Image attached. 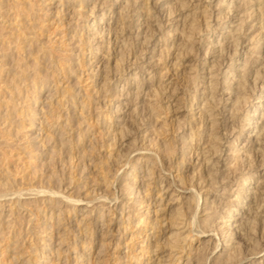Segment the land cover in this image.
<instances>
[{
    "label": "rangeland",
    "instance_id": "rangeland-1",
    "mask_svg": "<svg viewBox=\"0 0 264 264\" xmlns=\"http://www.w3.org/2000/svg\"><path fill=\"white\" fill-rule=\"evenodd\" d=\"M69 1L0 0V263L264 264V150L252 139L264 126V0H101L94 20L84 14L100 0L85 10ZM238 97L247 98L241 111L232 106ZM214 145L219 171L205 180L201 149ZM191 189L211 207L197 215L206 231L198 241L182 236ZM51 190L80 200L50 199ZM249 208L253 224L239 234ZM177 210L183 215L172 217Z\"/></svg>",
    "mask_w": 264,
    "mask_h": 264
},
{
    "label": "bare ground",
    "instance_id": "bare-ground-1",
    "mask_svg": "<svg viewBox=\"0 0 264 264\" xmlns=\"http://www.w3.org/2000/svg\"><path fill=\"white\" fill-rule=\"evenodd\" d=\"M59 1H61V2H63V3H68V2H70L69 0H59ZM97 1V0H96ZM137 0H134V4H135V2H136ZM87 2H89V0H81L80 1V5H79V7H81V9L82 10H85V8L87 7L86 5H87ZM98 3V2H97ZM105 3L106 2H101V0H100V4L98 3V4H96V2H94L92 5H91V8H90V10H88L87 11V13L86 14H84L85 15V17L87 16H91V18H92V20H94V19H96L98 16L97 15H95L94 14V12L96 11L97 12V8H98V5H100L101 7H103V8H101V9H99V10H101V14H100V17L102 18V15L104 14V12L102 11L103 9H104V5H105ZM145 3H147L146 1H145ZM71 4H73V2H71L70 3V5ZM85 4V5H84ZM129 4H131L130 3V0H125V6H129ZM108 5V4H107ZM111 5H109L108 7H110ZM130 7H131V5H130ZM132 7H133V5H132ZM57 8V7H56ZM80 9V8H79ZM107 9V8H106ZM57 10H59L57 13L59 14V13H62V12H64V10H62V9H57ZM105 10V9H104ZM124 10V9H123ZM79 11V10H78ZM78 11H76V12H78ZM137 11V10H136ZM228 11H230V10H228ZM75 12V11H74ZM80 12V11H79ZM127 13V12H126ZM65 14V13H64ZM83 14V13H82ZM124 14V13H123ZM129 14V13H128ZM169 15H170V12L168 13ZM253 14V13H252ZM257 14V13H256ZM57 15V14H56ZM84 15H82V16H84ZM119 15H121V18L123 17L122 16V12L119 14ZM127 15V14H126ZM259 15V14H258ZM80 16V15H79ZM1 17V16H0ZM120 17H119V19H121ZM157 18V17H156ZM260 18H261V15H260ZM98 19V18H97ZM123 19V18H122ZM121 19V20H122ZM157 20H159V19H157ZM263 21H264V19H263ZM138 22V21H137ZM132 23V22H131ZM240 23H241V19H240V22H239V28H240ZM133 24V23H132ZM136 24V23H135ZM118 25V24H117ZM119 26V25H118ZM117 26V27H118ZM136 26V25H135ZM260 29L262 30V29H264V23H261V21H260ZM83 27V26H82ZM123 26H121V28H122ZM130 27V26H129ZM252 27V26H251ZM136 28H138V27H136ZM192 28V27H191ZM239 28H237L236 30L240 33L241 31H240V29ZM94 29V28H93ZM123 29V28H122ZM121 29V30H122ZM126 29V28H125ZM130 29V28H129ZM261 30H260V32H261ZM128 31V30H127ZM236 31V32H237ZM263 31V30H262ZM152 32V31H151ZM135 33V32H134ZM145 34H146V32H145ZM260 34V33H259ZM139 35V34H138ZM168 35V34H167ZM166 35V36H167ZM170 35V34H169ZM146 36V35H145ZM136 37H137V35H136ZM167 37H169V36H167ZM260 37H263V35H260ZM134 38H135V36H134ZM233 38V37H232ZM9 39V38H8ZM124 40V39H123ZM125 40H126V38H125ZM129 40V39H128ZM230 41H232L231 40V37H230ZM233 41H234V43L236 42V41H238V39L237 38H233ZM5 43V42H4ZM7 43H9V42H7ZM133 43V42H132ZM176 43H178L177 41H176ZM238 43V42H237ZM237 43H235L234 45H233V47L235 48L236 47V44ZM256 43H261L260 41H259V39L257 40V42ZM255 43V44H256ZM134 44V43H133ZM231 44H232V42H231ZM1 45V44H0ZM3 45V44H2ZM12 45V44H11ZM126 45H128V44H126ZM125 45V46H126ZM1 47H3V46H1ZM122 47H124V45L122 46ZM153 47H155V46H153ZM15 48V47H14ZM17 48V47H16ZM95 48H97V47H95ZM126 48V47H125ZM129 48V47H128ZM213 48V47H212ZM256 48V47H255ZM2 48H0V50H1ZM211 50V49H210ZM5 51V50H4ZM24 51V50H23ZM236 51V50H235ZM207 52V50L205 51V53ZM209 52V51H208ZM207 52V53H208ZM221 54H223L222 52H224L223 51V48H221V50L219 51ZM234 52V51H233ZM206 53V54H207ZM235 53V52H234ZM6 54V53H5ZM126 55V54H125ZM128 55V54H127ZM152 55V54H151ZM122 56V55H121ZM206 56V55H205ZM108 57V56H107ZM124 57V56H123ZM123 57H121V58H123ZM10 58V57H9ZM19 58V57H18ZM121 58H119V59H121ZM126 58V57H125ZM150 60V59H149ZM160 60V59H159ZM119 61V60H118ZM121 61V60H120ZM222 61V60H221ZM221 61H220V63H218L219 65H221ZM19 62V61H18ZM46 62V61H45ZM116 63H117V61H115ZM3 63V62H2ZM11 63V62H10ZM157 63H158V61H157ZM218 64H216V65H218ZM5 65V64H4ZM7 65H9V64H7ZM17 65H19V63H17ZM32 65H33V63H32ZM118 65V64H117ZM12 66V65H11ZM3 67V66H2ZM6 67H8V66H6ZM13 67V66H12ZM29 67V66H28ZM27 67V68H28ZM218 67V66H217ZM72 69V68H71ZM73 70H74V68H73ZM231 70V69H230ZM229 70V68L227 69V71H230ZM117 71V70H116ZM225 71H226V69H225ZM27 72H29V71H27ZM26 72V73H27ZM34 72V71H33ZM231 72V71H230ZM229 72V73H230ZM70 74V73H69ZM116 74V73H115ZM118 74V73H117ZM31 75V74H30ZM230 75V74H229ZM106 76V75H105ZM223 76V75H222ZM104 77V76H103ZM227 77H228V73H224V80H223V83H227L228 81V79H227ZM1 78V77H0ZM107 78V77H106ZM106 78H104L103 80H105ZM213 78V77H212ZM35 79H36V76H35ZM41 79V78H40ZM222 79V78H221ZM241 80H242V78H241ZM33 82H34V80H32ZM40 81V83H42L41 82V80H39ZM107 81H108V79H107ZM106 81V82H107ZM238 81V80H237ZM244 81H246V80H244ZM19 82V81H18ZM105 82V81H104ZM222 82V81H221ZM230 82V81H229ZM228 82V83H229ZM233 82V81H232ZM36 83H37V81H36ZM103 83V82H102ZM213 83V82H212ZM220 83V82H219ZM244 83V82H243ZM5 84H7V83H5ZM13 84V83H12ZM105 84V83H104ZM240 84V83H239ZM1 85V84H0ZM34 85V84H33ZM217 86L218 84H217V81H216V83H215V81H214V83L213 84H211V86ZM224 84H222V86H223ZM230 85V84H229ZM244 85V84H243ZM44 86V85H43ZM42 86V87H43ZM209 86V85H208ZM238 86V85H237ZM241 85H239L238 87H240ZM41 85L39 86V90H41ZM194 87H196L195 85H194ZM210 87V86H209ZM226 87V86H225ZM229 87V86H228ZM36 88H37V86H36ZM212 88V87H211ZM213 88H215V87H213ZM261 88H262V90H263V86H261ZM116 89V88H115ZM241 89H243V88H241ZM213 90V89H212ZM216 90V89H215ZM235 90H236V88H235ZM112 91H113V89H112ZM215 92V91H214ZM214 92H213V94H214ZM216 93H217V91H216ZM230 93V92H229ZM210 94V93H209ZM213 94H211V96H210V100H209V102H208V100H207V102L208 103H210V106L213 104V107L215 108L216 107V100L214 101V99H215V96H213ZM234 94V93H233ZM122 95V94H121ZM127 95V94H126ZM244 95V94H243ZM209 96V95H208ZM32 97V96H31ZM74 97V96H73ZM116 97H121L120 96V94H118V96H116ZM39 98V97H38ZM52 98V97H51ZM128 98V97H127ZM258 98H260V97H258ZM118 99V98H117ZM241 99V100H240ZM193 100V99H192ZM191 100V101H192ZM247 100V98L246 99H243V98H241V97H238L237 98V100H233V105L232 106H235V107H233V108H236V110H240V109H242L243 108V105L245 104V102H247L246 101ZM68 101V100H67ZM218 101H221L220 99L218 100ZM217 101V102H218ZM194 102V101H193ZM193 102H191V104H190V109L192 108V107H194V105H195V103H193ZM211 102H212V104H211ZM207 103V104H208ZM219 103V102H218ZM220 104V103H219ZM264 104V103H263ZM75 105V104H74ZM218 105V104H217ZM84 106V105H83ZM231 106V107H232ZM71 107V106H70ZM74 107V106H73ZM81 107V106H80ZM212 107V106H211ZM245 107V106H244ZM209 108V107H208ZM214 108H211V112H212V110L214 109ZM168 109V108H167ZM207 109V108H206ZM208 110V109H207ZM243 110V109H242ZM74 111V110H73ZM215 112H216V109L214 110ZM233 111V110H232ZM235 111V110H234ZM241 111V110H240ZM205 111L203 110V113H204ZM238 112V111H237ZM246 113H245V117L246 116H251L250 115V113H252L253 111H245ZM202 113V112H201ZM202 113V114H203ZM207 113V112H206ZM208 113H209V111H208ZM213 113V112H212ZM121 114V113H120ZM33 115V114H32ZM68 115V114H67ZM203 115H205V114H203ZM207 115H209V117L212 115L213 116V114H207ZM256 115V114H255ZM34 116V115H33ZM59 116V115H58ZM57 116V117H58ZM78 116V115H77ZM218 116V115H217ZM206 117V116H205ZM216 117V116H215ZM208 118V117H207ZM204 119V118H203ZM214 119V118H213ZM216 119V118H215ZM104 120V119H103ZM205 120V119H204ZM207 120V119H206ZM208 122H209V120H207ZM215 121V120H214ZM229 121V120H228ZM66 122V121H65ZM211 122V121H210ZM203 125V122L202 123H200V125ZM210 124V123H209ZM249 124V123H248ZM247 124V125H248ZM66 125H67V122H66ZM184 125V124H183ZM205 125V124H204ZM216 124H215V122H213L212 121V123H211V126H215ZM181 126H182V123H181ZM62 127V126H61ZM216 127V126H215ZM214 127V128H215ZM120 128V127H119ZM190 128V127H189ZM243 129V128H242ZM253 129H256V127H254ZM253 129H251V131H249V133H251V132H254V131H252ZM210 130H213V129H210ZM192 131V130H191ZM197 131V130H196ZM125 132V131H124ZM212 132V131H211ZM58 133V132H57ZM215 133V132H214ZM64 134V133H63ZM127 135V134H126ZM200 135V134H199ZM212 135H213V133H212ZM121 136V135H120ZM221 137H223L224 136V134H221L220 135ZM53 137V136H52ZM60 137V136H59ZM78 137V136H77ZM114 138V137H113ZM182 138V137H181ZM193 138H195V136L193 135V133H192V135L189 137V139H190V141H193ZM215 138V137H214ZM254 138V140H255V143H256V145H257V148H256V152L257 153H261L263 150H264V148L262 149L261 147V145L263 144V146H264V126H262V127H259V130L255 133V135L252 137V139ZM216 139V138H215ZM153 140H155V139H153ZM208 140V139H207ZM217 140H220L219 138L217 139ZM217 140H216V142H217ZM237 140V137L235 138V141ZM78 142V141H77ZM185 142V141H184ZM183 142V143H184ZM198 142V141H197ZM235 143V142H234ZM62 144H64V143H62ZM185 144V143H184ZM157 146V145H156ZM187 146V145H186ZM189 146V145H188ZM187 146V147H188ZM215 146V145H214ZM184 147H185V145H184ZM189 148V147H188ZM187 148V149H188ZM232 148V147H231ZM235 148V147H234ZM204 149V148H203ZM203 149H201V151L204 153V154H207L208 153V151H204ZM208 149V148H207ZM214 150H212V152L211 153H208L206 156L203 154V156H204V163H203V166H204V171L206 170V172L203 174L204 175V178H205V176H207V179H208V177H209V180H211L210 179V177H212V174L211 173H216L217 171H219V169L217 168V167H219L218 165H219V161H220V159H221V148L220 147H217L216 148V146H215V148H213ZM237 149V147L235 148V150ZM36 150V149H35ZM210 150V149H209ZM161 151V150H160ZM159 151V152H160ZM211 151V150H210ZM238 151H240V150H238ZM60 152V151H59ZM129 152H130V150H129ZM166 152V151H165ZM161 153V152H160ZM51 155H52V153H50ZM61 154V153H60ZM200 154V153H199ZM254 154V153H253ZM201 155V154H200ZM249 155H250V153H249ZM157 156V155H156ZM155 156V157H156ZM198 156V155H197ZM248 156V155H247ZM116 157V156H115ZM128 157V156H127ZM184 157V156H183ZM121 158H123V156L121 157ZM149 158V157H148ZM123 159H125V157L123 158ZM139 159V158H138ZM159 159V158H158ZM184 159V158H183ZM186 159V158H185ZM126 160V159H125ZM148 160V159H147ZM182 160V159H181ZM50 161V160H49ZM119 161V160H118ZM123 161V160H122ZM122 161H120V162H122ZM138 161V160H137ZM136 160H135V163L137 162ZM124 162V161H123ZM122 162V163H123ZM139 162V161H138ZM138 162H137V165H138ZM149 162V161H148ZM147 162V163H148ZM161 162V161H160ZM127 163H128V161H127ZM51 164V163H50ZM53 164V163H52ZM51 164V165H52ZM119 164V163H118ZM144 164H146V163H144ZM161 164V163H160ZM250 164V163H249ZM252 165H253V163H251ZM62 165H63V163H62ZM87 165V164H86ZM244 165V164H243ZM133 166V170L132 171H135L136 170V168H135V164L134 165H132ZM153 166H155V165H153ZM251 166V165H250ZM250 166H248V169H247V171L245 172V174L243 175V176H245V177H242L241 179H242V182H241V184H240V187H242L243 186V184L246 182V180H247V178H250V176H251V172L253 171V167H250ZM148 167H149V165H148ZM151 168V167H150ZM153 168V167H152ZM199 168H201V167H199ZM206 168V169H205ZM242 168V167H241ZM143 169V168H142ZM218 169V170H217ZM237 169V168H236ZM244 169L245 168H243V171H244ZM255 169V168H254ZM62 170V169H61ZM71 170V169H70ZM149 170V169H148ZM148 170H147V173H148ZM154 170V169H153ZM149 171H152V170H149ZM130 172V171H129ZM137 172V171H136ZM145 172V171H144ZM161 172V171H160ZM159 172V173H160ZM198 172V171H197ZM115 173V172H114ZM114 173H112V174H114ZM133 173V172H132ZM202 173V172H201ZM222 173V172H221ZM152 174V173H151ZM207 174V175H206ZM242 174V173H241ZM146 175V174H145ZM148 175V174H147ZM126 176H128V175H126ZM128 177H130V176H128ZM136 176H134V178H135ZM147 177V176H146ZM148 177H150L151 178V176H148ZM159 178V177H158ZM203 178V177H202ZM240 179V178H239ZM178 180H180V182H181V184H182V180H181V178L180 179H178ZM203 180V179H202ZM205 180H206V178H205ZM231 180V179H230ZM110 181V180H109ZM116 181V180H115ZM125 182V181H124ZM210 182V181H209ZM6 184H7V182H5ZM4 183V184H5ZM71 183V182H70ZM103 183V182H102ZM111 183V182H110ZM159 183V182H158ZM200 183V182H199ZM109 184V183H108ZM130 184V183H129ZM160 184L162 185V182H160ZM201 184V183H200ZM212 184H213V182H212ZM214 184H216V183H214ZM3 185V184H2ZM132 185V184H131ZM169 185L171 186H176V185H174V181H173V179L169 182ZM199 185V184H198ZM148 186V185H147ZM5 187H6V185H5ZM126 187H128V186H126ZM130 187V186H129ZM156 187V186H155ZM133 188V187H132ZM8 189V188H7ZM51 189V188H50ZM176 189V188H175ZM3 190H4V187H3ZM38 190H39V188H38ZM37 189L35 190V191H32V192H29V193H27L28 195H34V196H36L37 194H39V193H42L41 191H38ZM45 190V189H44ZM121 190H123V188L121 189ZM125 190V189H124ZM138 190H139V188H138ZM207 190V189H206ZM209 190V189H208ZM29 191V190H28ZM52 191V190H51ZM55 191V190H54ZM132 189L130 190L129 188H126V190L125 191H122V192H124L126 195H129V197H130V195L132 196L133 195V193H132ZM239 191V190H238ZM21 192V191H20ZM27 192V191H26ZM25 192V193H26ZM137 192V191H136ZM190 192H191V195H192V200H193V208H192V212H191V216L189 217V220L187 221V223H186V225L188 226V229H187V235L184 237V235H182L183 236V240L184 239H186L187 238V236L188 235H190L187 239L188 240H190L191 239V241H192V238L193 237H195V239H197V241L198 240H200V236L203 234L204 235V233H206V231L204 230V229H201L200 228V221H198V217H197V215H198V213L199 212H207L208 211V209L209 208H211L210 206L208 207V206H204V204L206 203V202H204L205 201V198H201L200 197V195H199V193H198V191L196 190H194V189H191L190 190ZM256 192H257V190H256ZM13 193V192H12ZM23 193V192H22ZM22 193L21 194H17V196H13L12 194H11V196H13V197H16V201L18 202V199H20L21 198V195H22ZM114 193V192H113ZM119 193H120V189H119ZM124 193H122V194H124ZM255 193V192H254ZM254 193H251V194H253L254 195ZM5 194V193H4ZM47 194V193H46ZM45 194V195H46ZM121 194V193H120ZM139 194L140 193H138V196H139ZM237 194H239V193H237ZM256 194V193H255ZM260 194V193H259ZM2 195H3V193H2ZM7 195H9L8 193H7ZM134 195H135V193H134ZM137 195V194H136ZM141 195V194H140ZM0 196H1V194H0ZM26 196V195H25ZM24 196V197H25ZM46 196H48L50 199L52 198L51 196H54V197H57V198H60V200L61 201H63V202H66V203H72L73 205H74V203L75 202H78L79 200H77V199H73V198H70L69 196H65V195H63V194H59L58 192H56V193H54L53 191L52 192H50L49 193V195H46ZM113 196V195H112ZM2 197L3 196H1V198H0V200L2 199ZM4 197H6V198H8L7 196H6V194H5V196ZM12 197V198H13ZM125 197V196H124ZM238 196H236V198H237ZM34 198V197H33ZM75 198V197H74ZM98 198V197H97ZM97 198H96V200H97ZM101 198V197H100ZM138 198V197H137ZM140 198V197H139ZM5 199V198H4ZM3 199V200H4ZM109 199V198H108ZM258 199V198H257ZM83 200V199H82ZM82 200L80 201V202H82ZM100 200V199H99ZM102 200H104V199H102ZM114 198L113 199H110V200H108L107 202H108V204H110L112 201L114 202ZM141 200H143V198H141ZM92 201V200H91ZM105 201V200H104ZM116 201V200H115ZM181 201V200H180ZM12 202V201H11ZM84 202H86V203H84V204H87V201L85 200ZM146 201H144L143 200V202L142 203H145ZM177 202V201H176ZM258 202V201H257ZM19 203V202H18ZM89 203V202H88ZM202 203H203V205H202ZM256 203V202H255ZM259 203V202H258ZM258 203H256L257 205V207H258ZM21 204H23V203H21ZM20 204V205H21ZM83 204V203H82ZM47 205V204H46ZM88 205V204H87ZM114 205V204H113ZM145 205H146V208H147V206H148V204H146L145 203ZM185 205V204H184ZM245 205H247V203H246V201H244V203H242V204H237V210L239 211V210H244V206ZM1 206V205H0ZM17 206H19V205H17ZM101 206V205H100ZM236 206V205H235ZM131 207V206H130ZM253 208H251V209H254L255 210V208H257V207H254V206H252ZM259 207H260V204H259ZM108 208V207H107ZM201 208H202V210H201ZM249 208V210H248V213H247V215H246V218L247 219H245V221L244 222H242V224L241 225H239L237 228H238V231H239V234H247V233H245L244 232V230H245V228L247 229H250L249 227H250V225L251 224H253L252 222H251V220L249 221V218H248V216H249V214H250V212H252L251 211V209ZM105 209V208H104ZM109 209V208H108ZM135 209V208H134ZM215 209V208H214ZM248 209V208H247ZM180 210H182V209H180ZM201 210V211H200ZM53 211V210H52ZM56 211V210H55ZM50 212H51V210H50ZM100 212V211H99ZM182 212H178V210L176 211V212H174V213H171V214H174V216H172V217H180V216H182L183 215V213L181 214ZM121 214V213H120ZM144 214V213H143ZM142 214V215H143ZM206 215H207V213H205ZM205 214H204V219L202 220L203 222L204 221H206V219H207V217H205ZM254 214V213H253ZM252 214V215H253ZM257 214V213H256ZM255 214V215H256ZM58 216H59V213H58ZM103 216V213H100L99 215H97V218H95V224L97 223V221H98V219H100L101 217ZM234 217V213H233V211L231 212V213H229V218L231 219V218H233ZM254 218H253V220H255V216H253ZM59 218V217H58ZM58 218H56L57 219V221L56 222H60V220L58 221ZM142 218V217H141ZM4 219V218H3ZM138 219V218H137ZM171 219H173V218H171ZM178 219V218H177ZM94 220V219H93ZM140 220V219H139ZM139 220H138V222H139ZM174 220V219H173ZM2 221V220H1ZM0 221V222H1ZM12 221V220H11ZM109 221H110V219H109ZM178 221V220H177ZM3 222V221H2ZM174 222V221H173ZM180 222V221H179ZM246 222V223H245ZM254 222V221H253ZM92 223V222H91ZM140 223V222H139ZM171 223V222H170ZM175 223V222H174ZM212 223V222H211ZM241 223V222H240ZM1 224V223H0ZM4 224V223H3ZM9 224H7V226L6 227H8V228H10V226H8ZM67 225V224H66ZM88 225V224H87ZM171 225V224H170ZM173 225H175V224H173ZM246 225V226H245ZM91 226V225H90ZM96 226V225H95ZM229 226H231V225H229ZM2 226H0V228H1ZM6 227H4V228H6ZM86 227V226H85ZM255 227V226H254ZM58 228V227H57ZM93 227H91V229H92ZM172 228V227H171ZM11 229V228H10ZM94 229V228H93ZM153 229H155V228H153ZM176 229V228H175ZM178 229V228H177ZM152 230V229H151ZM256 230V229H255ZM1 231V230H0ZM7 231V230H6ZM110 231V230H109ZM174 231V230H173ZM230 231V230H229ZM247 231V230H246ZM8 233H11V231H9ZM178 233V232H177ZM180 233V232H179ZM2 234H4V233H1V235ZM89 234V233H88ZM91 234H92V232H91ZM185 234V233H184ZM192 234V235H191ZM212 234V233H211ZM232 234V230L229 232V235H231ZM5 235V234H4ZM93 235V234H92ZM213 235V234H212ZM6 236V235H5ZM181 236V234L180 235H177V237L178 238H180V237H182ZM214 236V235H213ZM149 237V236H148ZM92 239H94V238H92ZM172 239V238H171ZM174 239V238H173ZM186 239V240H187ZM6 240V239H5ZM86 240V239H85ZM175 240V239H174ZM176 240H178V239H176ZM231 240V238L230 237H226V238H224V240H223V242L224 243H227L228 241H230ZM179 241V240H178ZM182 242V241H181ZM184 242V241H183ZM1 243V242H0ZM8 243V242H7ZM63 243V242H62ZM85 243H86V241H85ZM85 243H84V245H85ZM90 243H91V240H90V242L89 243H87L85 246L83 245V250L85 249V248H87L89 245H90ZM172 243V242H171ZM176 243H178V242H176ZM176 243H174V245L176 244ZM189 243V242H188ZM191 243V242H190ZM11 244V243H10ZM60 244V243H59ZM16 245V244H15ZM62 245V244H61ZM150 245V244H149ZM82 246V245H81ZM157 246V245H156ZM177 246H178V244H177ZM206 246V245H205ZM218 246V240H215L214 241V243H213V250L216 248ZM103 247V244L101 245V243H100V246H99V248H100V250H101V248ZM240 247V246H239ZM43 248V247H42ZM75 248V247H74ZM153 248H155V247H153ZM203 248V247H202ZM90 249V248H89ZM88 249V250H89ZM231 249H233L232 250V252L230 253V254H228L227 255V258H226V260L224 261V262H226V263H229V261L231 262V260L234 258V253H235V248L234 247H232ZM42 250V249H41ZM100 250H99V252H100ZM153 250V249H152ZM150 251V250H149ZM202 251V249L200 250V252ZM3 252V251H2ZM35 252V251H34ZM101 252H102V250H101ZM100 252V253H101ZM191 252V251H190ZM199 252V253H200ZM237 252V251H236ZM6 253V252H5ZM98 253V252H97ZM100 253H98V254H100ZM21 255V254H20ZM19 255V256H20ZM79 257V256H78ZM200 258V257H199ZM223 258V257H222ZM221 258V259H222ZM138 259V258H137ZM235 259V258H234ZM178 260H180V258L178 259ZM201 260V259H200ZM29 261V260H28ZM28 261H26L27 263H28ZM75 261H76V259H75ZM233 261V260H232ZM186 262H187V260H186ZM207 262H208V258L207 259H205V264H207ZM188 263V262H187ZM232 263V262H231ZM1 264V263H0ZM21 264V263H20ZM38 264V263H37ZM78 264V263H77ZM79 264H83V263H79ZM87 264H88V262H87ZM158 264H160V263H158Z\"/></svg>",
    "mask_w": 264,
    "mask_h": 264
}]
</instances>
